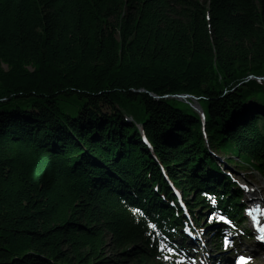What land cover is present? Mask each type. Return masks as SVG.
<instances>
[{
    "label": "trees",
    "instance_id": "obj_1",
    "mask_svg": "<svg viewBox=\"0 0 264 264\" xmlns=\"http://www.w3.org/2000/svg\"><path fill=\"white\" fill-rule=\"evenodd\" d=\"M250 75H264V0H0V264H163L169 181L192 210L240 216L174 96L199 97L208 145L264 178Z\"/></svg>",
    "mask_w": 264,
    "mask_h": 264
},
{
    "label": "rangeland",
    "instance_id": "obj_2",
    "mask_svg": "<svg viewBox=\"0 0 264 264\" xmlns=\"http://www.w3.org/2000/svg\"><path fill=\"white\" fill-rule=\"evenodd\" d=\"M177 99L180 100V98H177ZM189 101H190V103H192V105L194 107L199 106V104L197 102H194L193 99L189 98ZM229 156L231 157V155H228V153L218 152V155H217L216 159H220L219 161L221 163V162H223V158H227ZM233 160L236 163H234V164L232 163L233 165L232 166H228V168L231 170L232 174L234 175V178H239V180L244 179V180L249 181V182H255L258 185L260 184L261 188L259 186L258 189L261 190L263 188L261 194H262V196H264V181L262 180V178H260L259 174L256 171H254L248 164L240 163L239 159H236V158L234 159V157H233ZM203 213H205V212H203ZM207 239H209V235L205 236V240H207ZM210 246L212 247V244ZM199 252H200V250H199ZM182 259H183V257H179L177 259L175 258V264H190L191 263L190 261L185 262V263H181L179 260H182ZM263 261L264 260H262V262Z\"/></svg>",
    "mask_w": 264,
    "mask_h": 264
},
{
    "label": "snow or ice",
    "instance_id": "obj_3",
    "mask_svg": "<svg viewBox=\"0 0 264 264\" xmlns=\"http://www.w3.org/2000/svg\"><path fill=\"white\" fill-rule=\"evenodd\" d=\"M134 211H137V210H134ZM153 227H154V225H153ZM260 232H261V233H264V228H261V229H260ZM257 238H258L259 240L264 241V235H260V236H258ZM227 243H228L227 238H225V244H226V246H227ZM245 260H246V258H245L244 256H241V257H239V260H238L237 264H244V261H245Z\"/></svg>",
    "mask_w": 264,
    "mask_h": 264
},
{
    "label": "bare ground",
    "instance_id": "obj_4",
    "mask_svg": "<svg viewBox=\"0 0 264 264\" xmlns=\"http://www.w3.org/2000/svg\"><path fill=\"white\" fill-rule=\"evenodd\" d=\"M262 190H263V189H261V191H262ZM254 192H255V191H253V192L251 193V197H252V198H254L255 200H259L260 198H262V196L260 195L261 193H259V192L256 193V192H255V193H256V194H255ZM262 260H263V259H262Z\"/></svg>",
    "mask_w": 264,
    "mask_h": 264
},
{
    "label": "water",
    "instance_id": "obj_5",
    "mask_svg": "<svg viewBox=\"0 0 264 264\" xmlns=\"http://www.w3.org/2000/svg\"><path fill=\"white\" fill-rule=\"evenodd\" d=\"M166 97V95H165ZM174 97L176 98H180V99H183L184 97H190V95H187V94H180V95H175Z\"/></svg>",
    "mask_w": 264,
    "mask_h": 264
}]
</instances>
